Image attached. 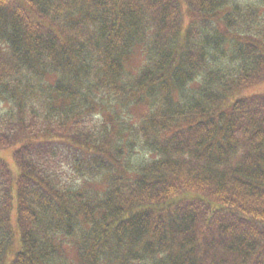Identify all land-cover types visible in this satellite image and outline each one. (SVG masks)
<instances>
[{
	"label": "trees",
	"instance_id": "trees-1",
	"mask_svg": "<svg viewBox=\"0 0 264 264\" xmlns=\"http://www.w3.org/2000/svg\"><path fill=\"white\" fill-rule=\"evenodd\" d=\"M262 81L264 0H0V264H264Z\"/></svg>",
	"mask_w": 264,
	"mask_h": 264
},
{
	"label": "rangeland",
	"instance_id": "rangeland-1",
	"mask_svg": "<svg viewBox=\"0 0 264 264\" xmlns=\"http://www.w3.org/2000/svg\"><path fill=\"white\" fill-rule=\"evenodd\" d=\"M184 8H186L185 20H192V18L190 16V13L187 12V10H188L187 7L184 6ZM141 62H142V57L139 56V55L134 56L132 58V60H131V64L134 65V66L138 65L140 67ZM255 94H264V81H262L258 85H254V86H252L250 88L242 90L241 92H239L237 94V96L244 97V96H250V95H255ZM2 110H3V108L0 109V113L2 112ZM146 111L148 113V109L147 108H142V109L134 111V113L138 117H140V116L142 117V116H144ZM0 159H2L5 162H7L10 165V167L12 168V170L14 172H17L16 164H15V161H14V149L13 148H7V149H4V150L0 149Z\"/></svg>",
	"mask_w": 264,
	"mask_h": 264
}]
</instances>
